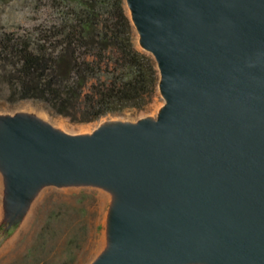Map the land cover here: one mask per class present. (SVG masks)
Returning <instances> with one entry per match:
<instances>
[{"label": "water", "instance_id": "95a60500", "mask_svg": "<svg viewBox=\"0 0 264 264\" xmlns=\"http://www.w3.org/2000/svg\"><path fill=\"white\" fill-rule=\"evenodd\" d=\"M156 117L71 135L0 115L5 231L47 186L111 193L91 264H264V0H124Z\"/></svg>", "mask_w": 264, "mask_h": 264}, {"label": "trees", "instance_id": "16d2710c", "mask_svg": "<svg viewBox=\"0 0 264 264\" xmlns=\"http://www.w3.org/2000/svg\"><path fill=\"white\" fill-rule=\"evenodd\" d=\"M34 24L0 36L8 100H34L91 122L146 108L158 93L153 57L136 48L124 0H32Z\"/></svg>", "mask_w": 264, "mask_h": 264}, {"label": "rangeland", "instance_id": "374dc122", "mask_svg": "<svg viewBox=\"0 0 264 264\" xmlns=\"http://www.w3.org/2000/svg\"><path fill=\"white\" fill-rule=\"evenodd\" d=\"M32 5V0H0V36L20 34L34 24L35 17L42 19V14H33ZM134 44L143 51L136 32ZM7 97L8 88L0 76V115L32 114L71 135L90 134L105 121L136 122L144 117L154 118L163 103L158 92L142 110L127 109L91 122H78L55 114L41 102H12ZM3 199L4 179L0 172V264H91L106 247L112 195L104 189L44 187L8 231H5Z\"/></svg>", "mask_w": 264, "mask_h": 264}, {"label": "bare ground", "instance_id": "6f19581e", "mask_svg": "<svg viewBox=\"0 0 264 264\" xmlns=\"http://www.w3.org/2000/svg\"><path fill=\"white\" fill-rule=\"evenodd\" d=\"M101 242H102V239H101Z\"/></svg>", "mask_w": 264, "mask_h": 264}]
</instances>
